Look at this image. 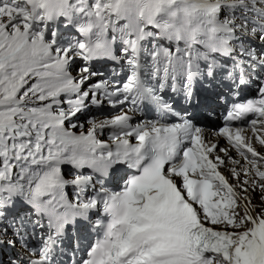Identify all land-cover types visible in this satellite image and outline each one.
<instances>
[{
	"label": "snow or ice",
	"instance_id": "1",
	"mask_svg": "<svg viewBox=\"0 0 264 264\" xmlns=\"http://www.w3.org/2000/svg\"><path fill=\"white\" fill-rule=\"evenodd\" d=\"M0 264H264V0H0Z\"/></svg>",
	"mask_w": 264,
	"mask_h": 264
}]
</instances>
